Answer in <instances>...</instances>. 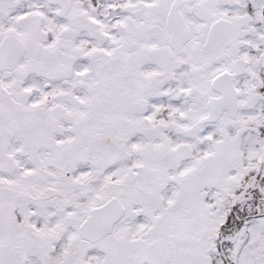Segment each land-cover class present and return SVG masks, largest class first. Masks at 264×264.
Instances as JSON below:
<instances>
[{
    "label": "snow or ice",
    "instance_id": "obj_1",
    "mask_svg": "<svg viewBox=\"0 0 264 264\" xmlns=\"http://www.w3.org/2000/svg\"><path fill=\"white\" fill-rule=\"evenodd\" d=\"M0 264H264V0H0Z\"/></svg>",
    "mask_w": 264,
    "mask_h": 264
}]
</instances>
